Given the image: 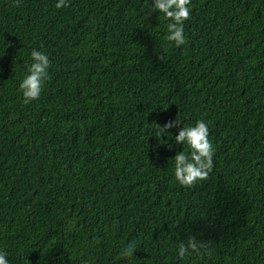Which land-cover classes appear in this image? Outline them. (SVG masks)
Instances as JSON below:
<instances>
[{
	"label": "trees",
	"instance_id": "1",
	"mask_svg": "<svg viewBox=\"0 0 264 264\" xmlns=\"http://www.w3.org/2000/svg\"><path fill=\"white\" fill-rule=\"evenodd\" d=\"M67 2L0 0L9 264H264V0H191L181 47L165 39L171 21L148 14L153 0ZM32 49L50 78L25 104ZM201 119L214 169L184 188L173 160L190 149L175 136ZM189 235L211 255L180 259Z\"/></svg>",
	"mask_w": 264,
	"mask_h": 264
},
{
	"label": "clouds",
	"instance_id": "2",
	"mask_svg": "<svg viewBox=\"0 0 264 264\" xmlns=\"http://www.w3.org/2000/svg\"><path fill=\"white\" fill-rule=\"evenodd\" d=\"M191 0H153L152 6L148 8V14L153 11L163 13L165 18L171 21L167 24L168 35L165 39L171 46L181 47L186 44L183 25L191 17L189 5ZM18 6V4L16 5ZM67 0H57V9L68 7ZM32 63L27 68V75L19 85V90L23 96V102L28 104L38 100L41 96L45 82L50 78L48 69L51 61L44 52L37 49L31 51ZM177 121H168L163 127L154 123V134L160 138L162 135H169L168 130L177 127ZM209 127L203 119L196 121L194 126L183 127L175 136V143L187 145L190 153L178 152L174 157V176L180 186L184 188H195L200 181H207L214 169L215 147L209 139ZM178 226V223H177ZM73 224L70 222L68 230L71 231ZM213 245L203 242L194 235H189L185 241L178 245L177 255L184 259L191 255H211ZM136 251V242H129L124 247L120 255L132 260ZM0 264H9L7 254L0 252Z\"/></svg>",
	"mask_w": 264,
	"mask_h": 264
}]
</instances>
